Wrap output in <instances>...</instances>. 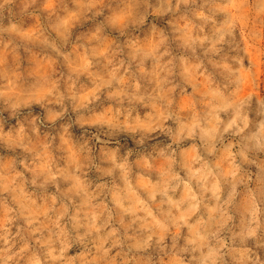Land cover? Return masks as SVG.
Wrapping results in <instances>:
<instances>
[{
    "label": "clouds",
    "instance_id": "clouds-1",
    "mask_svg": "<svg viewBox=\"0 0 264 264\" xmlns=\"http://www.w3.org/2000/svg\"><path fill=\"white\" fill-rule=\"evenodd\" d=\"M0 264H264V0H0Z\"/></svg>",
    "mask_w": 264,
    "mask_h": 264
},
{
    "label": "rangeland",
    "instance_id": "rangeland-1",
    "mask_svg": "<svg viewBox=\"0 0 264 264\" xmlns=\"http://www.w3.org/2000/svg\"><path fill=\"white\" fill-rule=\"evenodd\" d=\"M54 3H57L58 4V0H54ZM77 31H79V29Z\"/></svg>",
    "mask_w": 264,
    "mask_h": 264
}]
</instances>
